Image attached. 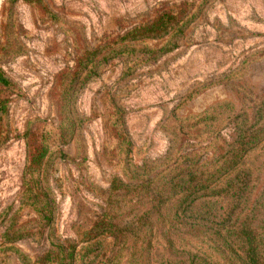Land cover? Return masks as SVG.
I'll use <instances>...</instances> for the list:
<instances>
[{"label":"trees","instance_id":"trees-1","mask_svg":"<svg viewBox=\"0 0 264 264\" xmlns=\"http://www.w3.org/2000/svg\"><path fill=\"white\" fill-rule=\"evenodd\" d=\"M17 1H5L4 38L14 26ZM25 1L55 16L45 0ZM212 1H182L122 34L107 37L97 47H79L74 65L56 77L59 122L55 139L48 132L36 134L28 129L25 133L27 158L20 206L12 215V205L2 213L0 225L5 231L0 256L16 257L22 264H75L88 258V264H120L122 258L126 264H264V190L254 200L263 181L264 96L252 113L224 99L180 120L168 118L164 123L170 137L166 154L142 165L131 158L134 143L126 125L127 112L114 105L108 125L122 175L112 178L103 214L79 240L63 238L57 231L59 211L51 177L59 160L86 157L83 130L87 119L77 107L85 86L116 57L126 60L124 74L131 73L138 62L156 63L179 47L189 26ZM0 46L14 51L8 43ZM22 52L18 41L13 56ZM223 81L196 84L182 105ZM12 84L0 63V86ZM231 124L235 134L228 141L221 131ZM11 131L7 102L0 97V149L11 139ZM72 141L77 145L75 156L62 148ZM25 208L36 216L19 222V212ZM109 236L122 258L108 255L104 243ZM25 238L48 239L51 247L32 257L17 245ZM81 243L86 244L78 250Z\"/></svg>","mask_w":264,"mask_h":264},{"label":"rangeland","instance_id":"rangeland-1","mask_svg":"<svg viewBox=\"0 0 264 264\" xmlns=\"http://www.w3.org/2000/svg\"><path fill=\"white\" fill-rule=\"evenodd\" d=\"M5 1L0 0V44L8 43L15 51L19 41L24 52L13 56V49L11 53L0 46L1 66L13 82L0 86L12 130L11 139L0 149V218L10 205V215L20 206L27 158L25 133L29 129L56 137V77L74 65L79 47H97L107 37L122 34L185 0H45L55 16L18 0L14 26H9L4 38ZM251 54L255 55L249 57ZM125 64L123 57L114 58L85 86L78 99V111L87 119L83 130L86 157L59 160L51 177L58 202L57 231L63 238L79 240L97 221L107 206L105 194L112 178L122 175L108 125L114 105L127 112L126 125L134 143L131 158L136 165L166 154L170 137L164 123L168 118L180 120L224 99L233 101L238 109L246 107L254 112L257 100L264 96V0H213L189 26L178 48L156 63L138 62L128 74H124ZM227 74H231L229 78ZM216 80L224 81L182 105L184 96L196 84ZM234 134V124L221 131L228 141ZM62 148L73 156L77 153L74 141ZM262 180L254 200L264 190V169ZM35 216L25 208L19 212V222ZM4 231L5 226L0 225V242ZM85 244L81 243L78 250ZM17 245L32 257L51 247L48 239L32 238L21 239ZM104 246L108 255L122 258L112 236L106 238ZM88 262L79 259L75 264ZM0 264L22 263L13 256H0ZM120 264H126V260L122 258Z\"/></svg>","mask_w":264,"mask_h":264}]
</instances>
